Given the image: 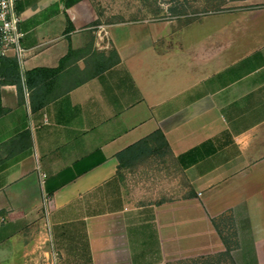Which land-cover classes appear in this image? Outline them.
<instances>
[{"label":"crops","instance_id":"0c3cea01","mask_svg":"<svg viewBox=\"0 0 264 264\" xmlns=\"http://www.w3.org/2000/svg\"><path fill=\"white\" fill-rule=\"evenodd\" d=\"M230 2L108 22L92 0H15L21 74L63 61L0 85V264H40L48 239L58 264H182L224 249L226 212L233 263L264 264V0ZM155 129L180 183L144 200L114 154Z\"/></svg>","mask_w":264,"mask_h":264},{"label":"rangeland","instance_id":"374dc122","mask_svg":"<svg viewBox=\"0 0 264 264\" xmlns=\"http://www.w3.org/2000/svg\"><path fill=\"white\" fill-rule=\"evenodd\" d=\"M170 0H92L95 4L96 12L105 21H118L123 19L134 20L142 17L165 18L167 16ZM232 0H185V12L203 13L214 10L230 9L234 2ZM218 7V9H216ZM104 13H112L104 16ZM124 187L127 193L135 189H143L149 192V195H144L140 198L144 200L152 199L154 196L152 192H156L157 188H168L175 190L174 186L180 183L179 176L169 157L164 158H150L147 161L139 164L133 169L123 171ZM173 194V192H172ZM34 224L30 223L29 229L25 231H33ZM4 226L2 231H6ZM47 248L49 257L40 262V264H58V256L50 239L47 240ZM55 253V254H54ZM55 255V259L52 260Z\"/></svg>","mask_w":264,"mask_h":264},{"label":"trees","instance_id":"16d2710c","mask_svg":"<svg viewBox=\"0 0 264 264\" xmlns=\"http://www.w3.org/2000/svg\"><path fill=\"white\" fill-rule=\"evenodd\" d=\"M222 1L224 2V0ZM98 22L99 20H96L93 24L95 25ZM108 22H113V20ZM69 52H71L70 49H68L65 56ZM62 61L63 58L60 59L59 64L55 68H33L21 74L19 64L13 55H0V85L14 84L19 94L22 84L26 87L33 85L31 84L30 78H36V83H39L55 77L61 69ZM43 103L45 101L40 102L39 106L43 105ZM4 112L5 109L1 106L0 102V115ZM114 157L117 161L116 174L120 179H122L123 171L133 169L150 158H173L169 145L159 129L153 130L144 137L119 150L114 154ZM48 193L50 194L51 191ZM211 221L222 241L224 249L214 254L188 259L182 262V264H234L230 252L237 246V241L230 212L223 213Z\"/></svg>","mask_w":264,"mask_h":264},{"label":"built area","instance_id":"2783aa9c","mask_svg":"<svg viewBox=\"0 0 264 264\" xmlns=\"http://www.w3.org/2000/svg\"><path fill=\"white\" fill-rule=\"evenodd\" d=\"M19 22L20 16L15 10V0H0V55H13L18 64L24 52L21 45L22 33L18 29ZM54 259L55 255L52 260ZM50 264H54V261Z\"/></svg>","mask_w":264,"mask_h":264}]
</instances>
